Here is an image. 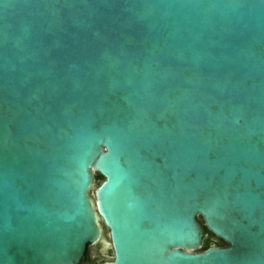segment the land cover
I'll return each instance as SVG.
<instances>
[{
  "label": "water",
  "instance_id": "water-1",
  "mask_svg": "<svg viewBox=\"0 0 264 264\" xmlns=\"http://www.w3.org/2000/svg\"><path fill=\"white\" fill-rule=\"evenodd\" d=\"M89 246L264 264V0H0V264Z\"/></svg>",
  "mask_w": 264,
  "mask_h": 264
},
{
  "label": "trees",
  "instance_id": "trees-1",
  "mask_svg": "<svg viewBox=\"0 0 264 264\" xmlns=\"http://www.w3.org/2000/svg\"><path fill=\"white\" fill-rule=\"evenodd\" d=\"M97 179L98 180H102L103 177L100 174H97ZM211 244H214V245H225V243L221 239H217L211 233H209L208 238H206L204 240L202 249L207 248ZM98 260L99 259H95V258L91 257L90 255L86 256V264H94ZM99 261H104V259L101 258Z\"/></svg>",
  "mask_w": 264,
  "mask_h": 264
},
{
  "label": "flooded vegetation",
  "instance_id": "flooded-vegetation-1",
  "mask_svg": "<svg viewBox=\"0 0 264 264\" xmlns=\"http://www.w3.org/2000/svg\"><path fill=\"white\" fill-rule=\"evenodd\" d=\"M92 251H96V249L93 248V247H91V246H89L88 249H87V254H86V256H87V255H90V256L92 257ZM101 258L104 259V260H106L107 257H106V256L103 257V256H101L100 254H98V253L96 252L95 259H99V260H100ZM99 260L96 261L95 263L100 262Z\"/></svg>",
  "mask_w": 264,
  "mask_h": 264
}]
</instances>
